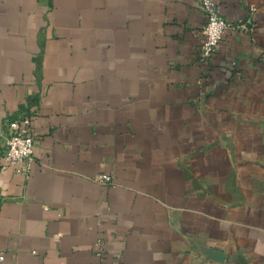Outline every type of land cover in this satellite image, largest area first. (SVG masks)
<instances>
[{
    "label": "crops",
    "instance_id": "0c3cea01",
    "mask_svg": "<svg viewBox=\"0 0 264 264\" xmlns=\"http://www.w3.org/2000/svg\"><path fill=\"white\" fill-rule=\"evenodd\" d=\"M215 1L202 61L199 0H0V264H264V0Z\"/></svg>",
    "mask_w": 264,
    "mask_h": 264
},
{
    "label": "built area",
    "instance_id": "2783aa9c",
    "mask_svg": "<svg viewBox=\"0 0 264 264\" xmlns=\"http://www.w3.org/2000/svg\"><path fill=\"white\" fill-rule=\"evenodd\" d=\"M199 3L206 18L200 59L207 61L219 51L229 30L243 29L246 28V25H236L235 22L223 17L215 0H199ZM33 102L28 101V110L23 115L11 119L7 128L0 126V163L2 168L12 167L25 177L30 176L35 161L36 134L32 128L37 106H32ZM96 181L104 185H111L113 178L109 174H103L97 177ZM54 238H60V235L56 234ZM95 255L101 260L107 259L102 241L98 242ZM2 260L3 257L0 256V261Z\"/></svg>",
    "mask_w": 264,
    "mask_h": 264
}]
</instances>
